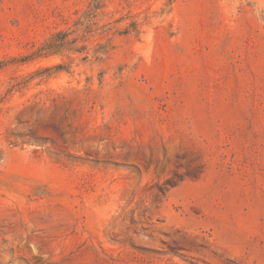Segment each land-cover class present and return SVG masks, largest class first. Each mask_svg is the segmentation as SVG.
I'll list each match as a JSON object with an SVG mask.
<instances>
[{"label": "rangeland", "instance_id": "rangeland-1", "mask_svg": "<svg viewBox=\"0 0 264 264\" xmlns=\"http://www.w3.org/2000/svg\"><path fill=\"white\" fill-rule=\"evenodd\" d=\"M0 264H264V0H0Z\"/></svg>", "mask_w": 264, "mask_h": 264}]
</instances>
